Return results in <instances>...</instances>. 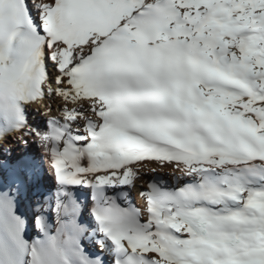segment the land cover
<instances>
[{"label":"snow or ice","instance_id":"snow-or-ice-1","mask_svg":"<svg viewBox=\"0 0 264 264\" xmlns=\"http://www.w3.org/2000/svg\"><path fill=\"white\" fill-rule=\"evenodd\" d=\"M0 264H264V0H0Z\"/></svg>","mask_w":264,"mask_h":264},{"label":"bare ground","instance_id":"bare-ground-1","mask_svg":"<svg viewBox=\"0 0 264 264\" xmlns=\"http://www.w3.org/2000/svg\"><path fill=\"white\" fill-rule=\"evenodd\" d=\"M149 175H152L151 173H148L146 176H145V180L148 179V176ZM161 175L162 176H170L171 175V170L170 169H164V170H161ZM133 198L135 199L136 198V193L133 192ZM87 214V213H86ZM29 216H30V213H29ZM30 227L33 229V231L36 232V230L32 227L31 223H30Z\"/></svg>","mask_w":264,"mask_h":264},{"label":"rangeland","instance_id":"rangeland-1","mask_svg":"<svg viewBox=\"0 0 264 264\" xmlns=\"http://www.w3.org/2000/svg\"><path fill=\"white\" fill-rule=\"evenodd\" d=\"M46 179V178H45Z\"/></svg>","mask_w":264,"mask_h":264}]
</instances>
